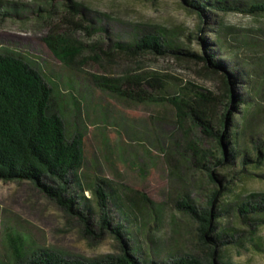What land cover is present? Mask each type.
I'll return each mask as SVG.
<instances>
[{"label": "rangeland", "instance_id": "rangeland-1", "mask_svg": "<svg viewBox=\"0 0 264 264\" xmlns=\"http://www.w3.org/2000/svg\"><path fill=\"white\" fill-rule=\"evenodd\" d=\"M0 15V52L16 53L42 73L53 87V106L65 121L68 136L83 139L82 182L74 190L87 200L96 233L89 236L78 217L66 214L31 183L0 181V264L13 262L14 242L18 244L19 238L27 248L49 249L72 261L117 254L118 241L97 227L98 211L89 187L99 180L112 193V224H123L142 254L157 259L207 253L199 224L179 203L187 200L198 209L206 208L217 188L224 191L227 186L215 203L221 213L214 221L216 232L209 237L218 238V250L231 264H264V221L244 219L238 213L240 204L252 201L250 194L264 193V166L243 169L238 158L228 169L216 167L222 157L216 140L189 120H177L171 105L118 97L99 88L92 78L159 75L166 80L167 95L178 94L189 83L218 93L221 77L197 59L152 53L133 56L116 44L160 35L173 49L203 55L201 38L216 49L217 35L223 33L237 61L256 65L260 72L264 48L244 46L242 39L249 34L260 37L264 15L217 12L202 19L179 0H0ZM54 35L83 45L73 64H63L52 54L45 39ZM240 115L236 112L231 118L234 130L242 126ZM249 124L243 141L254 161L250 133L264 141V124L259 117ZM193 147L211 154L208 167L221 184L213 183L209 168L197 163Z\"/></svg>", "mask_w": 264, "mask_h": 264}, {"label": "trees", "instance_id": "trees-1", "mask_svg": "<svg viewBox=\"0 0 264 264\" xmlns=\"http://www.w3.org/2000/svg\"><path fill=\"white\" fill-rule=\"evenodd\" d=\"M179 1L202 19H209L217 12L264 15V0ZM76 26L81 27L80 24ZM84 29L90 30L88 27ZM217 38L216 49L201 38L205 44L203 55L173 49L160 35H145L133 43L116 44V48L133 56L152 53L162 56L186 55L197 59L204 63L208 72L221 77L222 87L218 93L189 83L178 94L167 95L164 91L166 80L159 75L128 74L119 78L97 75L92 78L99 88L118 97L171 105L176 111L177 120H189L205 136L216 140L222 156L216 160V167L228 169L238 158L243 169L251 164L264 166V141L255 139L250 133L251 143L256 150L254 161L243 141L252 119L259 117L264 124V59L260 58L258 72L256 65L237 61L225 34L221 33ZM45 42L52 54L66 65L73 64L84 51L81 43L65 35L48 36ZM242 43L252 49L264 48V31L260 30V37L244 36ZM241 84L245 85L244 90L237 92ZM53 95L51 83L27 60L13 52H0V181L31 183L66 214L78 217L86 233L92 236L96 233L90 222L91 210L86 205L87 200L76 195L74 190L82 182L79 172L84 165L83 139L80 135L68 136L65 121L54 109ZM236 112L241 114L243 123L240 129L234 130L232 127L236 128V125L231 124V118ZM192 151L196 153L197 163L208 167L211 154L197 151L194 147ZM208 168L213 183L221 184L217 175ZM107 187L104 181L99 180L89 187V191L98 211L97 227L118 241L117 254L72 261L49 249L27 248L19 238L18 244L14 242L13 262L9 264H231L218 250V238L209 237L216 232L214 221L220 218L221 213L215 203L228 190L227 186L224 191L217 188L206 208L198 209L187 200L179 203V208L199 224L202 242L209 247L207 253L202 256L170 255L167 259L143 255L141 248L132 243L126 227L112 224L110 205L113 197ZM249 197L252 201L240 204L238 213L244 219L258 218L264 221V193H253ZM79 199L83 200L82 204Z\"/></svg>", "mask_w": 264, "mask_h": 264}]
</instances>
